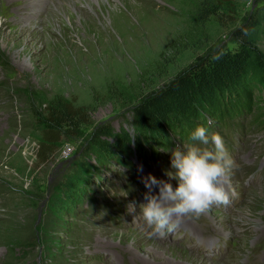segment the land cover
<instances>
[{
	"label": "rangeland",
	"instance_id": "rangeland-1",
	"mask_svg": "<svg viewBox=\"0 0 264 264\" xmlns=\"http://www.w3.org/2000/svg\"><path fill=\"white\" fill-rule=\"evenodd\" d=\"M203 1L0 0V264H264V86L250 87L244 133L227 150L229 202L185 216L163 238L134 219L146 203L142 177L178 187L165 175L170 153L146 166L133 157L134 197L133 165L110 162L98 181L93 170L99 127L131 130L143 98L235 48L238 30L254 28L264 53V0H232L205 22ZM52 101L85 106L88 122L40 165L34 113Z\"/></svg>",
	"mask_w": 264,
	"mask_h": 264
},
{
	"label": "trees",
	"instance_id": "trees-1",
	"mask_svg": "<svg viewBox=\"0 0 264 264\" xmlns=\"http://www.w3.org/2000/svg\"><path fill=\"white\" fill-rule=\"evenodd\" d=\"M231 3L204 0L198 15L205 22L224 4ZM234 47L200 58L160 91L143 98L132 110L131 130L123 125L118 130L111 124L99 127L90 143V155L97 159L93 168L97 181L112 167L110 162L130 168L133 165L134 177L127 179L130 193L126 192L134 197L141 186L135 179L139 173L133 157L144 166L155 164L164 156L162 151L171 154L174 147L189 143L188 135L196 126L208 128L209 133L218 132L226 149H232L244 133L243 116L248 111L245 103L250 106L251 101L249 90L255 84L264 86V53L255 40L254 28L238 30ZM34 114L40 132L35 156L40 165L49 163L64 137L75 136L88 122V109L69 101H52ZM93 197L89 198L94 201Z\"/></svg>",
	"mask_w": 264,
	"mask_h": 264
},
{
	"label": "clouds",
	"instance_id": "clouds-1",
	"mask_svg": "<svg viewBox=\"0 0 264 264\" xmlns=\"http://www.w3.org/2000/svg\"><path fill=\"white\" fill-rule=\"evenodd\" d=\"M188 141L171 151L172 171L165 172L169 180L178 182V187L174 189L171 183L151 174L141 178L147 189L146 203L139 205V215L134 220H142L149 237L163 238L176 230L185 216H199L213 206L229 202L225 185L235 161L222 136L218 132L209 133L204 126H196L188 135ZM209 144L211 149L198 146ZM126 207L128 213L133 214L137 204L131 202Z\"/></svg>",
	"mask_w": 264,
	"mask_h": 264
},
{
	"label": "bare ground",
	"instance_id": "bare-ground-1",
	"mask_svg": "<svg viewBox=\"0 0 264 264\" xmlns=\"http://www.w3.org/2000/svg\"><path fill=\"white\" fill-rule=\"evenodd\" d=\"M52 1V0H51ZM24 3V2H23ZM39 3H40V1H39ZM29 4V3H28ZM27 4V5H28ZM47 4V3H46ZM13 5V4H12ZM25 6V5H24ZM42 7V6H41ZM22 14V13H21ZM32 37H34V38H38L39 36H40V34L39 33H37V34H32L31 35ZM165 264H170V263H165Z\"/></svg>",
	"mask_w": 264,
	"mask_h": 264
}]
</instances>
